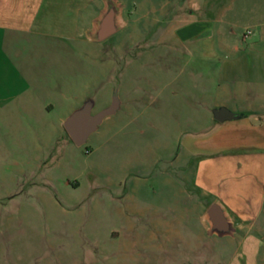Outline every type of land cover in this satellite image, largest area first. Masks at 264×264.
Masks as SVG:
<instances>
[{"label":"rangeland","instance_id":"1","mask_svg":"<svg viewBox=\"0 0 264 264\" xmlns=\"http://www.w3.org/2000/svg\"><path fill=\"white\" fill-rule=\"evenodd\" d=\"M118 1L127 27L103 42L84 37L99 0L79 1L70 38L2 35L0 85L20 75L31 88L0 95V264H226L234 252L207 233L194 176L221 127L212 106L264 117V0ZM114 95L118 110L76 146L64 120Z\"/></svg>","mask_w":264,"mask_h":264},{"label":"crops","instance_id":"2","mask_svg":"<svg viewBox=\"0 0 264 264\" xmlns=\"http://www.w3.org/2000/svg\"><path fill=\"white\" fill-rule=\"evenodd\" d=\"M79 1L0 0V55L2 35L6 31L34 33L44 40L73 36ZM99 3L97 15L84 31L87 41L86 31L103 8L102 0ZM124 22L121 30L127 27V22ZM200 31L198 29L184 38H194ZM47 43L45 41L42 45L46 57L49 56L48 51L52 50ZM30 88L27 80L19 75V79L8 86L4 83L0 85V95H10L11 99ZM219 107L230 110L223 102H218L211 110ZM245 110L240 109L239 112L248 111ZM237 115L240 118L223 123L215 121L212 116L221 127L217 128L216 137L207 145L213 154L199 160L196 165L194 185L208 199L206 208L217 200L231 219L233 230L230 235L212 236L233 240L235 249L226 264H264V117L257 114L253 118L247 114Z\"/></svg>","mask_w":264,"mask_h":264},{"label":"water","instance_id":"3","mask_svg":"<svg viewBox=\"0 0 264 264\" xmlns=\"http://www.w3.org/2000/svg\"><path fill=\"white\" fill-rule=\"evenodd\" d=\"M102 2V10L93 20L91 28L86 31V38L91 42H102L125 26L122 17L123 5L118 0H102ZM93 105L92 100H86L63 122L64 130L76 146L85 144L103 120L114 114L119 108V102L115 95L111 104L98 113H92ZM212 116L219 123L240 118V115L234 114L225 107L212 110ZM203 219L208 223L207 233L209 235L222 237L230 235L233 230V224L227 211L217 200L212 202L205 210Z\"/></svg>","mask_w":264,"mask_h":264}]
</instances>
